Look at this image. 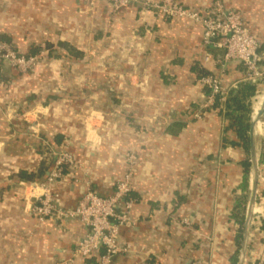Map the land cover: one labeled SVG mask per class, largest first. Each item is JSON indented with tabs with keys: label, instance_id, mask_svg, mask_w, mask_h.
<instances>
[{
	"label": "crops",
	"instance_id": "0c3cea01",
	"mask_svg": "<svg viewBox=\"0 0 264 264\" xmlns=\"http://www.w3.org/2000/svg\"><path fill=\"white\" fill-rule=\"evenodd\" d=\"M176 1L206 12L217 0ZM219 1L238 10L264 44V0ZM0 41L20 53L44 52L26 73L0 62V264H97L75 254L86 233L77 217L39 222L28 211L41 191L33 183L48 173L32 180L20 173L37 172V147L47 145L54 152L64 146L78 163L53 186L64 210L77 206L87 185L111 194L128 170L126 153L135 154L133 223L120 228L132 249L110 264H237L232 211L243 195L242 237L252 185L250 119L255 102L264 107V76L238 101L246 111L226 102L249 83L242 65L223 63V51L204 44L201 25L139 2L112 11L87 0H0ZM197 63L220 78V105L199 83ZM240 124L248 125L246 135ZM254 152L245 264L264 247V114Z\"/></svg>",
	"mask_w": 264,
	"mask_h": 264
},
{
	"label": "built area",
	"instance_id": "2783aa9c",
	"mask_svg": "<svg viewBox=\"0 0 264 264\" xmlns=\"http://www.w3.org/2000/svg\"><path fill=\"white\" fill-rule=\"evenodd\" d=\"M93 7L100 2L107 3L112 11L139 2L143 10L157 9L166 17L189 19L203 28L204 44H212L223 51V63L237 62L242 65L245 80L259 82L264 76V45L246 27L242 14L232 8H226L217 0L206 12L185 6L176 0H87ZM44 56L40 51L36 54H24L17 51L9 43L0 41V62L7 61L11 67L21 73L34 69ZM199 83L211 89L212 96L223 94L222 83L218 76L206 75L198 79ZM197 116V115H196ZM133 152L126 153L128 170L115 184L109 195L94 192L89 185L73 209L64 210L57 206L58 194L53 186L62 178L65 169L78 168L77 161L60 146L55 151V159L47 178L34 186L40 192L32 196L27 208L39 222L57 215L59 217H77L86 227V233L78 241L75 254L86 259L95 258L97 264H110L113 257L120 253H129L132 246L120 239V228L132 224L131 209L134 199L131 197ZM253 218V217H252ZM259 217L254 218L258 223ZM245 264V262H244ZM250 264H264V247Z\"/></svg>",
	"mask_w": 264,
	"mask_h": 264
},
{
	"label": "trees",
	"instance_id": "16d2710c",
	"mask_svg": "<svg viewBox=\"0 0 264 264\" xmlns=\"http://www.w3.org/2000/svg\"><path fill=\"white\" fill-rule=\"evenodd\" d=\"M264 45V44H262ZM70 52L76 54V51L71 50ZM194 68L196 69L197 73V78H201L206 75H211V73L208 70H204L202 67H200L197 64L194 65ZM256 89V84L253 82L245 83L242 88L239 90L238 93H231L230 97L226 99V102H233L234 104H237L238 109H242L246 111V107L243 105H239L238 101H241V99H245L246 97L251 96L254 93V90ZM207 93L210 92V88L207 87ZM220 96L221 94L216 95V101L214 105H220ZM238 129L245 133L248 129V125L240 124L238 126ZM246 140V138H245ZM245 147L247 148V143L245 142ZM38 153H40L43 156L42 161L40 162L39 169L37 170L36 173H26V172H21L20 174L22 177L26 179H34V178H43L47 176V173L50 171L52 168L54 159H55V152L52 150L51 146L47 145L45 147L38 146L37 147ZM249 167V162L245 163V169L248 170ZM245 204L243 202V195L237 196L235 204H234V209L232 211V218L235 220V222L238 224V229L236 233V243L239 246L240 243V238H241V232H242V222H243V212H244ZM259 227H264V219H261V222L259 223Z\"/></svg>",
	"mask_w": 264,
	"mask_h": 264
},
{
	"label": "water",
	"instance_id": "95a60500",
	"mask_svg": "<svg viewBox=\"0 0 264 264\" xmlns=\"http://www.w3.org/2000/svg\"><path fill=\"white\" fill-rule=\"evenodd\" d=\"M262 100L264 101V95H262ZM15 107H9V112H13ZM264 114V107H257V102H255L253 106V112L250 119V128H249V137H250V150H251V167H252V185H251V198L247 206L245 221L243 225V234L241 237V244L238 252V262L237 264H244L245 261V254L248 242V235L251 226V221L253 217L254 207L256 203V195H257V164L255 159V152H254V129L259 121L260 117ZM38 184L34 182L33 185Z\"/></svg>",
	"mask_w": 264,
	"mask_h": 264
},
{
	"label": "rangeland",
	"instance_id": "374dc122",
	"mask_svg": "<svg viewBox=\"0 0 264 264\" xmlns=\"http://www.w3.org/2000/svg\"><path fill=\"white\" fill-rule=\"evenodd\" d=\"M260 83L262 84L263 83V80H260ZM250 108V107H249ZM248 108V110H247V114H249V116H250V114H251V108L249 109Z\"/></svg>",
	"mask_w": 264,
	"mask_h": 264
}]
</instances>
